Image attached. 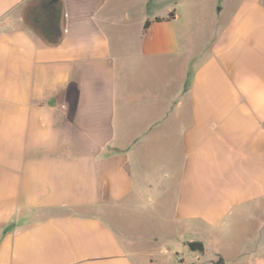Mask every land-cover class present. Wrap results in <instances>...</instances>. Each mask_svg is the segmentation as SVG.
<instances>
[{"label":"crops","instance_id":"crops-1","mask_svg":"<svg viewBox=\"0 0 264 264\" xmlns=\"http://www.w3.org/2000/svg\"><path fill=\"white\" fill-rule=\"evenodd\" d=\"M30 1L0 0V264L229 231L264 264L262 0Z\"/></svg>","mask_w":264,"mask_h":264},{"label":"rangeland","instance_id":"rangeland-1","mask_svg":"<svg viewBox=\"0 0 264 264\" xmlns=\"http://www.w3.org/2000/svg\"><path fill=\"white\" fill-rule=\"evenodd\" d=\"M164 244L155 245V247H162ZM247 246V245H246ZM152 245H143V250L147 253L149 249H151ZM243 247V242L238 235H235L232 231H229L223 238L220 237L217 243H213L209 246L207 253H205L204 257H200L194 253L195 251L189 252L187 250L177 249L179 252L178 257H176L173 252L171 253V258H157L155 261H151L148 257H144L145 259L141 260V264H181L178 259H182L187 264H201L202 260H210L214 258L212 264H215L219 259L228 258L226 264H239L238 261H234L233 257L236 255V252L239 248ZM182 253V254H181ZM217 254H220L221 257L217 259ZM224 261V259H223ZM209 263V262H208ZM205 263V264H208ZM210 264V263H209Z\"/></svg>","mask_w":264,"mask_h":264},{"label":"trees","instance_id":"trees-1","mask_svg":"<svg viewBox=\"0 0 264 264\" xmlns=\"http://www.w3.org/2000/svg\"><path fill=\"white\" fill-rule=\"evenodd\" d=\"M37 2V0H31L28 5H27V9L33 4ZM171 16V15H170ZM156 20H159V19H156ZM147 27H148V22L145 23L144 25V28H143V31L145 32L147 30ZM186 246L187 248L190 250V251H199V252H202L203 251V246L201 243L199 242H187L186 243Z\"/></svg>","mask_w":264,"mask_h":264},{"label":"water","instance_id":"water-1","mask_svg":"<svg viewBox=\"0 0 264 264\" xmlns=\"http://www.w3.org/2000/svg\"><path fill=\"white\" fill-rule=\"evenodd\" d=\"M262 3L264 4V0H262ZM224 261L223 259H219L215 264H223Z\"/></svg>","mask_w":264,"mask_h":264}]
</instances>
